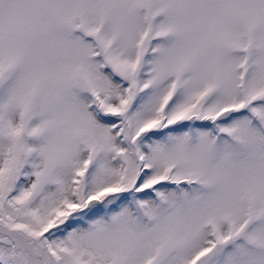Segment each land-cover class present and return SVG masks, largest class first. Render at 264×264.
Listing matches in <instances>:
<instances>
[{"label": "snow or ice", "instance_id": "snow-or-ice-1", "mask_svg": "<svg viewBox=\"0 0 264 264\" xmlns=\"http://www.w3.org/2000/svg\"><path fill=\"white\" fill-rule=\"evenodd\" d=\"M0 264H264V0H0Z\"/></svg>", "mask_w": 264, "mask_h": 264}]
</instances>
